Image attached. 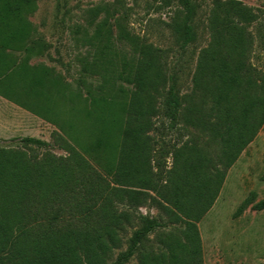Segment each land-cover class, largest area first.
I'll use <instances>...</instances> for the list:
<instances>
[{
	"label": "trees",
	"instance_id": "16d2710c",
	"mask_svg": "<svg viewBox=\"0 0 264 264\" xmlns=\"http://www.w3.org/2000/svg\"><path fill=\"white\" fill-rule=\"evenodd\" d=\"M38 1L0 0V98L65 137L52 133L51 143L26 137L19 148L0 147V264H127L133 258L136 264H204L198 224L264 124V71L249 62L248 31L264 21V10L258 15L239 1H212L209 41L197 54L186 95L167 75V51L104 19L92 34H80L85 52L76 61L84 95L72 96L52 69L29 65L40 49L29 21ZM180 4L181 16L170 27L186 52L197 42L195 11L189 0ZM57 106L63 118L53 114ZM181 129L216 141L218 158L187 141L159 145L166 132L177 136ZM51 146L64 155L50 154ZM146 206L160 217L137 212ZM251 209L263 211L264 200ZM128 230L126 249L114 258Z\"/></svg>",
	"mask_w": 264,
	"mask_h": 264
},
{
	"label": "rangeland",
	"instance_id": "374dc122",
	"mask_svg": "<svg viewBox=\"0 0 264 264\" xmlns=\"http://www.w3.org/2000/svg\"><path fill=\"white\" fill-rule=\"evenodd\" d=\"M195 15L193 20L197 42L186 52L179 51L171 31V24L180 17V0H39L36 12L29 18L36 29L40 49L29 61L30 66H44L52 69L72 96L84 95L78 87L83 77L76 58L85 52L79 37L82 32L92 34L95 26L107 19L111 24L118 20L129 33L155 48L168 52V76H174L176 89L186 95L191 89L197 54L206 48L209 36L206 30L207 18L213 0H189ZM227 1V0H222ZM252 8L258 15L264 10V0H235ZM253 40L250 64L264 71V21L249 28ZM96 85L95 78H85ZM53 114L63 118V108L57 106ZM52 133L65 137L64 133L47 121L20 109L0 98V147L19 148L22 138H34L51 143ZM170 141L191 142L197 145L209 158L215 161L220 153L219 145L205 134L195 130L181 129L176 136L166 132L159 145ZM167 149V145L164 146ZM55 157L64 153L50 147ZM39 156L43 152H38ZM170 166V159L166 160ZM250 204L238 217V207L246 200ZM264 200V124L256 138L242 152L237 162L229 169L220 193L209 212L198 224L202 243L204 264H264V210L254 211L251 207ZM140 215L159 218V211L153 207H142ZM181 228H178L180 231ZM128 230L124 244L114 252V258L126 249L130 238ZM153 235L149 239H153ZM133 258L127 264H136Z\"/></svg>",
	"mask_w": 264,
	"mask_h": 264
}]
</instances>
